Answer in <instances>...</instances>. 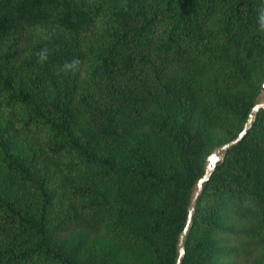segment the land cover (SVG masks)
Returning a JSON list of instances; mask_svg holds the SVG:
<instances>
[{"label":"trees","instance_id":"trees-1","mask_svg":"<svg viewBox=\"0 0 264 264\" xmlns=\"http://www.w3.org/2000/svg\"><path fill=\"white\" fill-rule=\"evenodd\" d=\"M262 5L0 0V264H176L206 159L263 90ZM186 249L183 264H264V110Z\"/></svg>","mask_w":264,"mask_h":264},{"label":"water","instance_id":"water-1","mask_svg":"<svg viewBox=\"0 0 264 264\" xmlns=\"http://www.w3.org/2000/svg\"><path fill=\"white\" fill-rule=\"evenodd\" d=\"M264 89V86H263ZM264 110V102L257 104L251 111L249 118L247 120V123L245 124V127L241 134L233 140L232 142L220 146L213 150V152L208 156L206 159V165H205V174L204 176L198 181L196 185V189L194 192V195L191 199V203L188 208V217H187V223L184 228V230L181 232L179 236V242H178V259L176 264H183L184 259L186 257V243L188 236L193 228V220L196 214V208L197 204L204 192L205 185L208 184L214 173L216 172L218 166L223 164L226 161V158L229 154V152L238 147L244 139L248 136L249 132L252 130L254 123L259 116L260 112ZM215 158V163H213V159Z\"/></svg>","mask_w":264,"mask_h":264},{"label":"clouds","instance_id":"clouds-1","mask_svg":"<svg viewBox=\"0 0 264 264\" xmlns=\"http://www.w3.org/2000/svg\"><path fill=\"white\" fill-rule=\"evenodd\" d=\"M258 24H259V31L264 32V5H262L259 9L258 15ZM50 55V50L48 47L42 48L40 51L36 53L37 62L44 63L48 60ZM81 61L79 58H73L71 61H65V63L61 66V71L64 72H75L79 70Z\"/></svg>","mask_w":264,"mask_h":264},{"label":"rangeland","instance_id":"rangeland-1","mask_svg":"<svg viewBox=\"0 0 264 264\" xmlns=\"http://www.w3.org/2000/svg\"><path fill=\"white\" fill-rule=\"evenodd\" d=\"M207 75V74H206ZM258 104L264 102V89L261 90L259 96H258ZM5 239V236L3 234L0 233V241H3Z\"/></svg>","mask_w":264,"mask_h":264},{"label":"snow or ice","instance_id":"snow-or-ice-1","mask_svg":"<svg viewBox=\"0 0 264 264\" xmlns=\"http://www.w3.org/2000/svg\"><path fill=\"white\" fill-rule=\"evenodd\" d=\"M213 163H215V158L213 159Z\"/></svg>","mask_w":264,"mask_h":264}]
</instances>
